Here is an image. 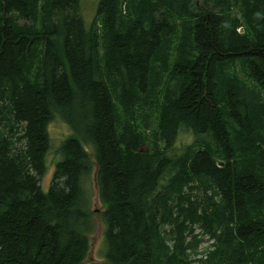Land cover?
Segmentation results:
<instances>
[{
  "label": "trees",
  "instance_id": "trees-1",
  "mask_svg": "<svg viewBox=\"0 0 264 264\" xmlns=\"http://www.w3.org/2000/svg\"><path fill=\"white\" fill-rule=\"evenodd\" d=\"M80 2L0 0V264L84 262L90 156L89 264H264V0Z\"/></svg>",
  "mask_w": 264,
  "mask_h": 264
},
{
  "label": "rangeland",
  "instance_id": "rangeland-1",
  "mask_svg": "<svg viewBox=\"0 0 264 264\" xmlns=\"http://www.w3.org/2000/svg\"><path fill=\"white\" fill-rule=\"evenodd\" d=\"M96 0H81L80 11L84 18V23L90 22L92 16L94 15V9L96 11ZM233 72L242 79H245L242 73L237 67L234 68ZM153 125L150 127V130ZM71 134V130L64 123L55 119L49 124V136H50V148L47 152L45 158L46 169L44 174L40 177V185L42 190L46 191L51 183L52 175L55 167V163L60 160V155L57 153V148L60 142L67 136ZM146 134V142H150L151 135L149 132H144ZM188 135H181L178 138V142L175 145L176 149L184 146L188 143ZM86 149L91 152V146L85 144ZM142 150H146V146H142ZM91 160V170L88 175L84 176L81 180V189L83 195V204L85 210L88 212V224L89 231L87 236L89 238L90 246L89 252L86 259L82 264H89L92 261L104 262L106 258V244L104 242L103 234L105 231V224L103 222L102 212L106 206L99 200L96 179H95V164L93 157L90 156ZM210 242L204 241L198 247L199 255L203 254L207 249Z\"/></svg>",
  "mask_w": 264,
  "mask_h": 264
},
{
  "label": "water",
  "instance_id": "water-1",
  "mask_svg": "<svg viewBox=\"0 0 264 264\" xmlns=\"http://www.w3.org/2000/svg\"><path fill=\"white\" fill-rule=\"evenodd\" d=\"M219 165H222V162H220Z\"/></svg>",
  "mask_w": 264,
  "mask_h": 264
}]
</instances>
